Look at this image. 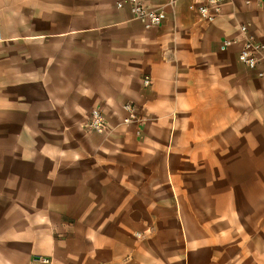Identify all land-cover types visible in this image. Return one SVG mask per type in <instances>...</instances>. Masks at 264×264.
I'll return each instance as SVG.
<instances>
[{"label": "crops", "instance_id": "0c3cea01", "mask_svg": "<svg viewBox=\"0 0 264 264\" xmlns=\"http://www.w3.org/2000/svg\"><path fill=\"white\" fill-rule=\"evenodd\" d=\"M25 2L37 6L18 12ZM189 3L179 0L164 26L146 30L132 20L127 0H0V86L17 92L0 105V133L87 134L81 122L93 110L113 125L104 140L93 136L99 140L88 156L66 149L21 160L32 172L3 178L21 177L26 187L0 191V264H138L135 209L125 201L133 168L163 166L165 178L180 184L214 180L217 165L232 163L233 149H255L258 163L264 78L240 65L239 46H220L241 24L264 45V0H229L211 24ZM126 104L142 118L130 127L123 125ZM17 195L31 204L3 203ZM262 241L234 238L213 247L206 264H264L253 247Z\"/></svg>", "mask_w": 264, "mask_h": 264}, {"label": "rangeland", "instance_id": "374dc122", "mask_svg": "<svg viewBox=\"0 0 264 264\" xmlns=\"http://www.w3.org/2000/svg\"><path fill=\"white\" fill-rule=\"evenodd\" d=\"M35 6L37 4L25 2L18 6L17 11L31 12ZM5 71L6 76L11 75L10 69ZM7 95L15 98L17 92L13 86H0V105H7ZM137 118L142 120L138 115ZM89 120L87 117L81 122L87 134L45 132L18 136L15 133H0V191L26 187L21 177L3 180L8 176L32 172L31 165L27 161L21 163V160L38 156L56 157L63 152L65 154L66 149L71 156L81 152L88 156L87 147L94 151L99 140L93 136L104 140L108 135L90 130L87 127ZM106 121L109 131L113 125L108 119ZM81 139L85 146H81ZM254 150L233 149L229 155L232 163L217 165L214 180H185L178 184L165 178L163 166L151 164L133 168L130 172V197L125 201L135 209L132 214L135 227L130 232L135 238L136 252L140 254L138 264H206L208 254L214 253L213 247L224 248L225 243L233 242L234 238H264V146L257 149L256 155L261 158L257 157L256 164L251 157L255 154ZM44 167L47 171L48 166ZM187 168L191 171L190 166ZM188 174L190 176L191 173ZM31 201L32 197L28 195H17L5 196L3 203L15 205L22 202L26 205ZM7 215L3 226L9 224L13 213ZM213 238L222 245L207 241ZM253 247L264 262V241Z\"/></svg>", "mask_w": 264, "mask_h": 264}, {"label": "built area", "instance_id": "2783aa9c", "mask_svg": "<svg viewBox=\"0 0 264 264\" xmlns=\"http://www.w3.org/2000/svg\"><path fill=\"white\" fill-rule=\"evenodd\" d=\"M179 0H127L132 20L141 24L146 30H154L164 26L168 10L175 12ZM229 0H190L188 8L198 15L201 22L214 23L222 13L224 4ZM261 1V0H258ZM248 5L249 1L246 2ZM119 9L125 7L124 2L117 4ZM239 46L238 62L247 70L255 73L259 78H264V45L252 34L249 25L239 26L238 36L227 39L220 46L221 52H228L231 48ZM153 84L151 77L146 76L142 80L144 88ZM126 114L123 125L132 126L139 122L135 105L126 104L123 107ZM107 121L101 111L93 110L87 127L99 135H106L108 131ZM43 264H51L47 258H40Z\"/></svg>", "mask_w": 264, "mask_h": 264}]
</instances>
